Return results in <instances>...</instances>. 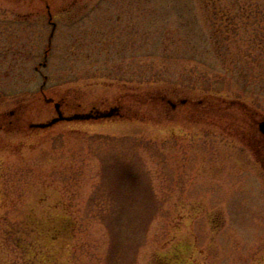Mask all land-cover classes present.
Returning <instances> with one entry per match:
<instances>
[{
    "label": "rangeland",
    "instance_id": "obj_1",
    "mask_svg": "<svg viewBox=\"0 0 264 264\" xmlns=\"http://www.w3.org/2000/svg\"><path fill=\"white\" fill-rule=\"evenodd\" d=\"M260 41L264 0H0V264H264ZM155 72L221 93L163 105ZM45 75L65 114L120 115L30 128L57 114Z\"/></svg>",
    "mask_w": 264,
    "mask_h": 264
},
{
    "label": "trees",
    "instance_id": "obj_2",
    "mask_svg": "<svg viewBox=\"0 0 264 264\" xmlns=\"http://www.w3.org/2000/svg\"><path fill=\"white\" fill-rule=\"evenodd\" d=\"M46 7H47V9H48V14H49V11H51L50 10V5H49V3L46 1ZM214 11H221L222 13H224L226 10L223 8V7H221L220 8V10H217L216 9V6H214V9H213ZM215 15H217V13H215ZM223 16H226V17H228V19L230 20L231 19V21H232V18H230V15H229V13H225V14H222ZM222 17V16H221ZM213 24L214 25H218V22H213ZM226 30V31H225ZM232 29H229V28H224V29H221L220 28V26L217 28V29H215L211 34H210V38L212 39V41H213V49H214V51L216 52V54L221 58L224 54H227V53H230V44H231V41H228L227 40V38H230L231 37V35H232ZM227 34V35H226ZM262 46H264L263 44H264V41H260L259 42ZM11 50V49H10ZM253 51V50H252ZM13 53L14 54H16L14 51H13ZM48 52L47 51H45V54H44V60L42 61V62H40L39 63V65H37L36 67H35V70H37L38 72L40 71L41 72V69H42V67H46L47 66V63H48V54H47ZM255 55V53H251V55ZM227 57L226 56H224V57H222V63H221V65L222 66H225V67H227V66H229V64H232V62H228L227 61ZM257 61H255V62H259V56L257 57V59H256ZM261 60V59H260ZM46 62V64H44ZM145 65L146 66H148L149 64L148 63H145ZM261 66V65H260ZM228 69V68H227ZM235 70H237V72L238 73H240V74H242V77L243 78H247L248 76H249V72L247 71V70H245V68H244V70L243 69H241V68H239L238 67V69H233L232 71H235ZM214 71H215V76H219L220 75V69H219V67H217V66H214ZM244 71V72H243ZM39 72V73H40ZM42 73V72H41ZM263 74V73H262ZM211 75V74H210ZM210 75H206L205 74V77H204V86L203 87H198V86H196L197 84H194V83H192V84H190V83H188L187 85H183L181 82H179V81H175V79H173L171 76H168L166 73H164V72H155L154 74H152V75H149V76H145L146 78L145 79H143L141 82H143L144 84H146V85H148V86H150L149 88H147V90H146V92H150V91H156V92H159V93H161V95L163 96L162 98H161V104H165L166 103V98L167 97H172V95L174 94V95H176V94H184V93H188V94H191V93H197V92H200V94H202V95H206V96H212V97H214V96H217L218 94H220L221 92L220 91H216L215 90V88L213 87V81L214 80H212L211 78H209L210 77ZM203 77V76H202ZM215 80H217V77H215ZM194 82H199L196 78H195V80H194ZM155 85H157L158 87H155ZM146 94H148V93H146ZM130 94H127V96H128V99H131L132 97L131 96H129ZM133 97H135V96H133ZM149 98H150V100H149ZM217 98V97H216ZM224 98V97H223ZM159 99V98H158ZM157 99V100H158ZM241 99H239V98H235V99H228V98H225V99H223V101L225 102V103H230V104H232V106H236L237 108H238V104L239 103H241V104H239V105H241V106H244V107H248V105H247V103H244V101H240ZM145 101H148V103L150 102V105H152V103L155 101L154 100V97L152 98V97H150V96H147L146 95V99H145ZM152 101V102H151ZM189 101V99H186V100H182V103H184L185 104V102H188ZM156 102V101H155ZM169 102L171 103V100H169ZM199 103H202V100H199L198 101V104ZM206 104H210L209 105V108L208 109H210V107H211V105H213L212 103H211V100L209 101H207V102H205L204 103V106L206 105ZM249 108V107H248ZM239 109V108H238ZM242 109V108H241ZM119 111L120 110H118V115H120V113H119ZM257 113V112H256ZM255 116V115H254ZM262 118H264V117H262L261 116V118L260 119H262ZM237 119V118H236ZM241 119V121L243 122V118H240ZM260 119H255L256 120V122H257V124H258V121L260 120ZM256 131L257 132H259V130H257V128H256ZM260 133V132H259ZM261 134V133H260Z\"/></svg>",
    "mask_w": 264,
    "mask_h": 264
},
{
    "label": "water",
    "instance_id": "obj_3",
    "mask_svg": "<svg viewBox=\"0 0 264 264\" xmlns=\"http://www.w3.org/2000/svg\"><path fill=\"white\" fill-rule=\"evenodd\" d=\"M56 24H53V29H52V33L50 35V39L52 38L53 34H54V30H55ZM46 64V62L44 63ZM48 101L52 100V99H47ZM55 107L57 110V116L53 117L52 119H50L49 121L46 122H39V123H35L33 124L36 127H40V128H45V127H49L54 125L55 123L62 121V120H87V119H100V118H107V117H111L113 115H116L118 113L119 107H111L108 110H100V109H93L89 112H82V113H75L72 115H65L62 110L60 109V103L56 102L55 103ZM258 127L259 130L264 134V119L259 121L258 123Z\"/></svg>",
    "mask_w": 264,
    "mask_h": 264
},
{
    "label": "flooded vegetation",
    "instance_id": "obj_4",
    "mask_svg": "<svg viewBox=\"0 0 264 264\" xmlns=\"http://www.w3.org/2000/svg\"><path fill=\"white\" fill-rule=\"evenodd\" d=\"M62 106H63V102L61 101V108H62ZM174 107H175V105H174ZM12 112H14V111H11L10 113H12ZM0 115H1V114H0ZM30 128H32V129H33V128L36 129V127L33 126V123L30 124Z\"/></svg>",
    "mask_w": 264,
    "mask_h": 264
}]
</instances>
